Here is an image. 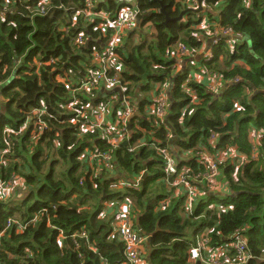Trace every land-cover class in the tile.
Segmentation results:
<instances>
[{
    "label": "trees",
    "instance_id": "16d2710c",
    "mask_svg": "<svg viewBox=\"0 0 264 264\" xmlns=\"http://www.w3.org/2000/svg\"><path fill=\"white\" fill-rule=\"evenodd\" d=\"M20 1L6 11L0 0V182L17 175L25 184L12 197H0V264H104L103 259L124 264V244L116 232L120 210L131 214L134 228L149 245L143 264H200L190 255L200 242L204 259L218 251L236 264H264V0H199L198 8L192 7L193 0L138 1L141 24L151 25L155 37L131 51L126 50L129 42L120 49L124 78L131 83L133 97L147 93L148 101V80L154 85L168 82L169 119L152 128L144 117L147 102L141 100V127L117 149L101 139V129L83 134L67 123L62 107L69 94L57 82V75L66 81L83 79L92 49L101 48L109 35L103 38L94 30L96 24L87 26L83 15L65 32L85 0H30L28 5ZM42 3L44 15L27 9ZM100 8L115 11L120 6L107 1ZM79 32L87 38L82 49L74 45ZM213 39L218 41L210 45ZM178 43L191 53L186 60L208 44L212 55L199 62L200 76L204 68L226 85V91L212 92L204 82L180 73L181 63L171 58ZM51 59L54 63L49 64ZM235 79L240 81L232 85ZM79 98V106L90 100L86 94ZM42 100L49 112L48 129L34 140L30 132L13 136L8 146L3 129L18 130L26 113L41 107ZM169 132L175 138L169 139ZM251 132L261 134L257 148L249 139ZM212 134L219 135L214 146ZM142 139L169 154L179 175L189 171L186 181L191 184L197 174L208 173L200 165L198 149L213 156L232 149L244 162L239 177H234V160L218 165L217 180L229 186L227 193H220L222 187L210 191L204 181L189 209L184 206V187L167 183L178 175L168 179L163 154L145 147L131 151ZM91 151L109 153L112 159H81ZM143 175L140 189L133 188ZM123 180L130 183L122 185ZM108 204L114 211L104 215ZM82 231L87 239L73 238ZM241 239L247 243L246 262L232 248Z\"/></svg>",
    "mask_w": 264,
    "mask_h": 264
},
{
    "label": "built area",
    "instance_id": "2783aa9c",
    "mask_svg": "<svg viewBox=\"0 0 264 264\" xmlns=\"http://www.w3.org/2000/svg\"><path fill=\"white\" fill-rule=\"evenodd\" d=\"M107 1H114L120 8L115 11L101 9L100 4H106ZM138 1L139 0H85L84 8L76 13L72 19H77L78 16L83 15L86 20H89L91 25L96 24L94 28L95 31H100L103 38H107L108 35L109 38L103 43L101 48L92 49L87 62L89 68L86 74H84L83 79L78 81L70 79L66 81L62 75H57V82L62 85L69 94L67 105L62 107L69 118L65 116L68 120L67 123L72 126H78L83 134L91 132L95 128L101 129V139L107 142L113 149H117L123 142H129L131 139V131L134 130V128L140 129L141 127L139 109L142 99L136 98V96L133 97L130 93L129 87L131 83L124 78V73L126 72L125 62L124 56L120 52V49L125 48L130 38L134 39L136 36L138 37L137 28L139 26L140 28L144 27L141 24L143 11L138 5ZM14 2L15 0H3V9L6 11L10 10ZM25 2L26 5H28L30 0H25ZM25 2L23 0L22 2L20 1L23 5H25ZM193 4L192 7L194 8L200 6L199 0H193ZM45 5L46 4L42 3L39 8L28 6L27 9L33 15H44ZM71 28L72 27L67 28L65 32L68 33ZM217 41L218 39H213L209 41V43L212 45L216 44ZM74 45L81 49L87 46V38L84 32H79L75 36ZM52 63H54L53 59L49 61V64ZM39 66H41V64H39ZM201 73L203 78H208V74L204 72V68H202ZM234 81L237 82L236 79ZM221 84L220 82L216 88L209 90L216 92L221 87ZM169 89L170 84L168 85V82H164L163 85H154L152 92L149 94V101L147 98L144 99L147 102L144 117L152 122V128L159 127L160 122H165L169 115ZM80 94H86L90 97L87 104L79 106L81 102L79 98ZM101 99V102L95 104ZM47 117H49V112L45 107V102L42 100L41 107L34 108L26 113L24 124L18 130H15L11 126L3 129L5 143L10 146L13 136L20 137L27 132H30L33 140L39 137L48 129L49 122L46 119ZM141 117L144 118L142 115ZM61 124L65 125L66 122L63 121ZM253 134H255V136L257 135L254 132ZM218 137V134L211 135V146L216 144ZM144 147L155 149L163 154L166 162L165 173L168 179L178 175L174 182L169 180L167 183L173 187H184L186 191L184 206L189 209L193 207L194 202L200 195L201 189L204 187V181L210 184L208 187L210 191L214 192L218 190L216 187L218 178L215 169V165L217 168L219 165L217 160L226 155L229 151H233V153L236 154L232 149L227 150L224 154H218L217 156L204 152L206 149L196 150L197 157L199 158L200 156L199 159L203 161L200 165H205L208 169V173L204 176L202 174H197L194 178L195 184H191L188 180L186 181L189 171L179 175L175 160L172 159L169 154L161 151L160 147L155 142L149 143L145 139H142L131 151L136 152L138 149ZM253 147L257 148L255 145H253ZM94 148H98L97 145H95ZM97 150L98 149H95V151ZM85 156L90 158V162L94 158L104 159L109 162L112 159L111 155L106 152L97 155H94L92 151L87 152L81 159L83 160ZM107 167L111 168L109 164ZM123 181L124 182L121 183L122 185L130 183L126 180ZM132 187L135 189L140 188V180ZM14 188V177L7 183L0 182V197H7L10 194V190L12 191ZM117 221L118 225L116 232L121 242L124 244V254L127 259L124 264H143V252L146 238L136 231L133 226L131 214L127 210H120ZM33 223H35V221ZM7 226H12V223L9 222ZM18 228L20 230L23 229L20 226H18ZM202 231L198 234L199 242L202 233H204ZM77 235H74L73 238L80 237L87 239L88 237L85 231L80 232L79 236ZM201 247L202 242L199 243L198 248L190 251L191 260H201L202 262L200 263L202 264H236L225 252L220 254L217 251L210 259H204L200 253ZM232 248L241 256V260L246 262L248 255L246 241L241 239L232 244ZM217 253L220 254V259H218ZM102 261L104 264H108L106 260L103 259Z\"/></svg>",
    "mask_w": 264,
    "mask_h": 264
},
{
    "label": "rangeland",
    "instance_id": "374dc122",
    "mask_svg": "<svg viewBox=\"0 0 264 264\" xmlns=\"http://www.w3.org/2000/svg\"><path fill=\"white\" fill-rule=\"evenodd\" d=\"M77 22H78L77 19H74V20L72 19L71 27H75L77 25ZM86 22H87L86 25L88 26L89 25V20L87 19ZM69 31H70V29H69ZM136 31H137L138 37L136 36L126 46V50H128V51H131L133 49V47H135L137 45H142V44L147 45V43H150L151 40L155 37V34L153 32V27L151 25L144 26L143 28H140V26H139ZM143 42H145L146 44L143 43ZM182 45H184V44L178 43L177 45H174L172 47L171 58H173L172 60H175L176 63L177 62L178 63L184 62L188 58V55L191 54L190 51H185L184 47ZM201 82H203V81H201ZM220 82L221 81H219V79H217L214 75L208 74V80H206L204 83H205V86L208 89H213V88H216ZM145 84L146 85L149 84V80H148V83L146 82ZM153 86L154 85H151V87H153ZM189 93L191 95H193V92L191 90H190ZM260 137H261V134H257L255 136V134H253V132H251L250 135H249V139L251 140L252 144L255 145L256 147H259L258 139ZM85 158H86V156L84 157V159ZM231 160H234V162L236 164V172L234 174V177H239V169L243 165L244 157H240V156L238 157L236 154L233 153V151H229L226 155H224L223 157L219 158L217 161H218V164L221 165V164H224L225 161L227 163L231 164ZM215 169L217 171V178H218L219 171H218V168H217L216 165H215ZM13 177H14L15 188L12 191L10 190V194L7 197H4L3 199H8V198L12 197L13 195H15L16 191L19 188L25 186V184L23 185L24 177L20 178L17 175H14ZM221 184L223 185V188L220 190V193H223V192H225V191H227L229 189V186L227 184H223L219 180H217V183H216L217 189L221 188V186H222ZM11 188H12V186H11ZM217 255H218V259H220V254L217 253ZM144 257H145V255L143 254V260H144Z\"/></svg>",
    "mask_w": 264,
    "mask_h": 264
},
{
    "label": "crops",
    "instance_id": "0c3cea01",
    "mask_svg": "<svg viewBox=\"0 0 264 264\" xmlns=\"http://www.w3.org/2000/svg\"><path fill=\"white\" fill-rule=\"evenodd\" d=\"M114 2V1H113ZM132 38L129 39V43L131 42ZM150 42V41H149ZM128 43V42H127ZM145 43V42H143ZM146 44V43H145ZM210 44V43H209ZM208 48V44L207 46L205 47V49H203V51H206ZM203 51H201L200 53L196 50L192 53V56L190 57L191 59H188V60H185L184 62L181 63V66L179 67L180 68V71H183L184 74L187 73L188 77L191 76L192 79H194L195 81L197 82H205L206 78H203V76L201 77L200 76V66H199V62H203L200 60H198L199 57H202L203 56ZM206 57V56H205ZM210 57H206L204 60H209ZM195 67H194V66ZM193 66V67H192ZM190 67V68H189ZM188 69H189V72H188ZM151 85H153V83H151ZM143 87V86H142ZM151 88H149L150 90ZM147 97V93H140L139 95V98H141L142 100H144L145 98ZM1 102V100H0ZM175 138V137H174ZM223 188V186H222ZM224 193H227V191L223 192ZM114 211V208L111 207V204H108L107 207L105 208L104 212L105 214L104 215H108V214H112ZM61 240V239H60ZM147 242V241H146ZM145 242L144 244V250H145V257L144 259L146 258L145 260V263H147V258L149 257V245L147 246V243Z\"/></svg>",
    "mask_w": 264,
    "mask_h": 264
},
{
    "label": "clouds",
    "instance_id": "9594fccd",
    "mask_svg": "<svg viewBox=\"0 0 264 264\" xmlns=\"http://www.w3.org/2000/svg\"><path fill=\"white\" fill-rule=\"evenodd\" d=\"M203 51V50H202ZM211 55H212V52L210 51V47L209 48H207V50L206 51H203V56L201 57L202 59H201V61H204V59L208 56V57H211ZM206 56V57H205ZM180 73H183V71H180ZM237 80V82H235L234 81V84H232V85H237L238 83H239V81L240 80H238V79H236ZM148 86H149V88H153V87H151V84L149 83V84H147ZM154 85V84H153ZM143 86V85H142ZM221 91H226V89H227V87H226V85H222L221 84ZM220 88H219V90H220ZM218 90V91H219ZM218 91H216V92H218ZM144 101H146V100H144ZM171 104V103H170ZM168 119H169V116L167 117V119H166V121H165V123H167V121H168ZM168 136H169V139H172V137L174 138V136L173 135H171L170 134V132L168 133ZM218 141V140H217ZM125 143H128V142H125ZM217 143V142H216ZM252 143V142H251ZM143 176H146V175H143ZM142 181H143V177H142V180H140V185H142ZM138 189H140V188H138ZM200 264H202V263H200Z\"/></svg>",
    "mask_w": 264,
    "mask_h": 264
},
{
    "label": "water",
    "instance_id": "95a60500",
    "mask_svg": "<svg viewBox=\"0 0 264 264\" xmlns=\"http://www.w3.org/2000/svg\"><path fill=\"white\" fill-rule=\"evenodd\" d=\"M160 2H161V1H160ZM161 3H162V2H161ZM200 10H201V7H200L199 10H197L196 12H200ZM161 12L164 13V14H166V16L168 17V14H167V12H166L165 6H163V5H162V8H161ZM185 14H186V12H183L177 20H181ZM168 20H169V17H168L167 21H168ZM200 59H201V57L198 58V60H200ZM145 178H146V176H143V180H144Z\"/></svg>",
    "mask_w": 264,
    "mask_h": 264
}]
</instances>
